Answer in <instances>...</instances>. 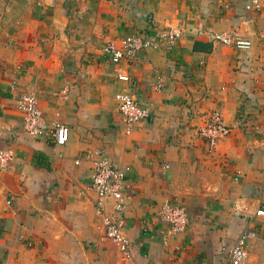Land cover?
Masks as SVG:
<instances>
[{
  "label": "crops",
  "instance_id": "crops-1",
  "mask_svg": "<svg viewBox=\"0 0 264 264\" xmlns=\"http://www.w3.org/2000/svg\"><path fill=\"white\" fill-rule=\"evenodd\" d=\"M250 2L0 0V151L14 154L0 172V264H228L245 232L248 264H264V0L248 11ZM170 29L183 33L171 49L117 67L103 53L115 39ZM231 29L252 42L248 52L207 37ZM127 88L150 112L130 135L114 99ZM22 94L35 96L48 129L69 130L64 147L25 132ZM214 110L231 131L208 152L198 131ZM96 154L133 192L131 261L104 236L89 190ZM165 201L190 221L167 245Z\"/></svg>",
  "mask_w": 264,
  "mask_h": 264
},
{
  "label": "built area",
  "instance_id": "built-area-1",
  "mask_svg": "<svg viewBox=\"0 0 264 264\" xmlns=\"http://www.w3.org/2000/svg\"><path fill=\"white\" fill-rule=\"evenodd\" d=\"M259 5V0H251L246 9L248 11L259 9ZM182 35L180 29L160 32L149 30L146 33H136L110 41L104 46L103 53L117 67L134 61L146 51L171 49ZM210 40L243 53L248 52L252 47L249 39L234 32L213 34ZM117 79L122 82L130 80L124 72L118 73ZM114 99L127 135H130L135 125L148 120L149 110L138 103L130 89L121 90ZM16 108L23 114L24 130L29 136L51 141L58 147H64L69 142L70 133L66 127L55 125L51 130L48 129L35 96L19 95ZM230 131V127L224 122L220 113L214 110L210 113L205 125L199 129L198 135L204 141L207 151L213 152L219 140L229 136ZM261 135L264 140V131ZM13 159L14 154L11 150L0 151V172L7 169ZM89 190L96 197L95 206L97 213L103 218L106 240L117 247L123 261H131V244L124 228V213L126 200L130 199L133 192L125 175L108 159L96 154ZM107 200L111 201V205H106ZM7 205H10L9 201ZM157 214L162 224L161 240L164 245L177 240L186 233L190 222L189 216L184 206L178 202H163ZM256 215L263 217L264 210H258ZM251 237L252 234L246 232L239 236L229 250L228 264H248V244Z\"/></svg>",
  "mask_w": 264,
  "mask_h": 264
},
{
  "label": "rangeland",
  "instance_id": "rangeland-1",
  "mask_svg": "<svg viewBox=\"0 0 264 264\" xmlns=\"http://www.w3.org/2000/svg\"><path fill=\"white\" fill-rule=\"evenodd\" d=\"M70 1H72V0H61V3H64V4H66V3H70ZM188 2H191V0H187ZM10 3H12L13 1H9ZM226 32H234V33H236V34H238V35H241L240 34V31H237V30H234V29H231V30H229V31H223V32H218V33H208V35H207V37L209 36V38H211V36L213 35V34H221V33H226ZM242 36V35H241ZM235 50V49H234ZM239 52V51H238Z\"/></svg>",
  "mask_w": 264,
  "mask_h": 264
}]
</instances>
